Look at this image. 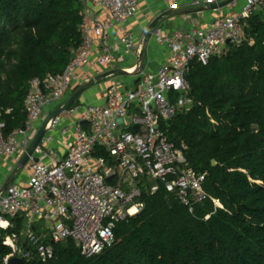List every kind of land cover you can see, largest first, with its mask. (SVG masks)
I'll list each match as a JSON object with an SVG mask.
<instances>
[{"label":"built area","instance_id":"2783aa9c","mask_svg":"<svg viewBox=\"0 0 264 264\" xmlns=\"http://www.w3.org/2000/svg\"><path fill=\"white\" fill-rule=\"evenodd\" d=\"M219 1L191 0V4L201 7ZM80 2L82 41L65 69L30 81L22 127L7 132L5 122L0 121V163H9L6 179L0 182V229H15L18 219L22 222L20 232L3 236L2 243L10 252L0 264H9L14 257L23 264L53 259L54 244L66 240H73L87 257L101 253L115 242L116 224L143 210L142 181L154 182L148 187L151 193L162 184L190 211L205 201L209 197L204 188L207 173L188 164L187 145L172 140L167 126L180 110L193 105L184 73L194 62L205 65L213 56L224 54L228 45L243 43L246 20L264 9V0H242L239 11L224 14L222 9L213 10L217 14L202 26L171 34L157 27L152 38L167 50L158 69L148 71L142 65L138 73L130 75L134 86L110 83L104 104L79 99L52 118L23 167L30 173L28 179H16V175L1 191L44 115L97 76L115 68L136 69L143 44L130 23L141 0ZM168 3L174 9L181 0ZM238 5L239 0H234L227 7ZM113 28L118 33L116 41H112ZM132 55L136 56L133 65H118L120 59ZM57 136L65 149L62 156L52 147ZM99 148L107 157L96 154ZM213 201L221 206L218 199Z\"/></svg>","mask_w":264,"mask_h":264},{"label":"trees","instance_id":"16d2710c","mask_svg":"<svg viewBox=\"0 0 264 264\" xmlns=\"http://www.w3.org/2000/svg\"><path fill=\"white\" fill-rule=\"evenodd\" d=\"M82 11L80 0H0V121L7 132L24 125L30 81L69 63L82 41ZM188 74L193 105L169 122L168 135L187 145L191 167L207 173L209 197L190 211L162 184L154 193L144 185L143 210L116 224L115 242L101 253L87 257L66 240L54 244L53 259L25 264H264L261 15L246 20L243 43L205 65L194 62ZM96 154L107 157L100 148ZM18 224L0 229V259L10 252L3 236L20 232L21 219Z\"/></svg>","mask_w":264,"mask_h":264},{"label":"crops","instance_id":"0c3cea01","mask_svg":"<svg viewBox=\"0 0 264 264\" xmlns=\"http://www.w3.org/2000/svg\"><path fill=\"white\" fill-rule=\"evenodd\" d=\"M168 0H141L139 11L137 12L136 16L131 20L130 27L135 31L138 40H139V29L144 27L145 23L151 21L162 11L169 9L168 8ZM146 7V8H145ZM180 7L183 8H192L195 7L191 4V0H181ZM145 8V9H143ZM261 17L264 19V9H259L258 12ZM217 12L213 10L198 12L196 15L194 13H188L185 15H175V16H168L164 18L159 25L157 26L162 30L163 33L171 34L177 30L185 29L190 26H202L205 25L211 17H213ZM112 34V41L117 40V30L113 28L111 30ZM167 55V50L156 43V41L152 38L150 40L149 45L146 49L145 59L143 63V68L148 71H156L158 67L165 61ZM117 56L120 58L121 54L117 52ZM136 56L132 55L124 60H119L118 65L130 67L135 62ZM113 80L107 81L105 83H96L86 89L82 94L79 95L80 101L86 102H93L97 104H104L105 102V90L110 85ZM127 88H130L136 84L133 78L128 79L126 83ZM44 115L41 122L39 121L37 124V128L39 130L40 126L44 122L45 119ZM52 147L57 151L58 155L62 156L64 152V146L61 145L59 136L52 143ZM45 161H48L47 157H43ZM8 162L0 163V182L6 179L7 175V166ZM29 176V175H28ZM28 176H20L18 179L20 180H27Z\"/></svg>","mask_w":264,"mask_h":264},{"label":"water","instance_id":"95a60500","mask_svg":"<svg viewBox=\"0 0 264 264\" xmlns=\"http://www.w3.org/2000/svg\"><path fill=\"white\" fill-rule=\"evenodd\" d=\"M232 1H234V0H222V1H219V2L210 3L208 5L201 6V7H192V8L178 7V8H174V9H166V10L162 11L161 13H159L151 21V23L148 25V27L146 28V30L144 32L143 46H142V50H141V53H140L139 58H138V62H137V66H136L135 71L131 72V71H127V70H125L123 68H115V69H112V70H110L108 72H105V73L97 76L94 80L90 81L89 83H84L81 86H79L70 95V97L65 101V103H63V105H61L60 107L52 110L47 115L46 119L44 120V122L40 126L39 130L35 134L32 142L30 143V145L27 148V150L21 156L17 167L13 170V172L9 175V177L5 181L3 187L1 188V191H5L7 186L12 182L14 177L17 175L18 171L26 166L30 156L33 155V153L35 152L36 148L40 144L41 139H42L43 135L46 132L47 125H48V123L50 122V120L52 118H54L55 116L61 114L64 111H66L70 106L73 105V103L75 102L77 97L80 94H82L86 89L91 87L92 85H94L96 83H102L107 78L112 77L114 75H123V74L124 75H133V74L138 73V71L140 70V67H142V65L144 63L146 49H147V46L150 43V40L153 37V33L156 30V28L159 25V23L164 18H166L168 16L185 15V14H188V13H198V12L209 11V10H219V9H223V8L227 7ZM184 77H185V79L189 78L188 72L184 73ZM181 93H183V91H181ZM252 130L253 131H258L259 130V125L258 124H253L252 125ZM213 165H216V160H213ZM108 180L110 181L111 177H109ZM9 264H23V260L20 259V258L14 257V258H12L9 261Z\"/></svg>","mask_w":264,"mask_h":264},{"label":"rangeland","instance_id":"374dc122","mask_svg":"<svg viewBox=\"0 0 264 264\" xmlns=\"http://www.w3.org/2000/svg\"><path fill=\"white\" fill-rule=\"evenodd\" d=\"M241 4H242V0H239V5L238 6H235V7H225L222 9V12L224 14H231V13H234V12H237L239 11L240 7H241ZM146 8V7H145ZM143 8V9H145ZM194 15H196V13H194ZM149 25V21H147V23H145L144 27H141V30L139 29V44H143V39H144V32L146 30V28L148 27ZM133 76H130V75H114L112 77H109L107 78L105 81H103L102 83H105L107 81H110V80H113V82L117 83V84H122V85H126L124 83L127 82L128 79H131ZM127 86V85H126ZM45 120V119H44ZM30 173L28 171L27 168H23L21 170L18 171L17 173V176H16V179H18L20 176H28ZM154 182L152 181H142L141 182V187L144 186V185H147V184H153Z\"/></svg>","mask_w":264,"mask_h":264}]
</instances>
